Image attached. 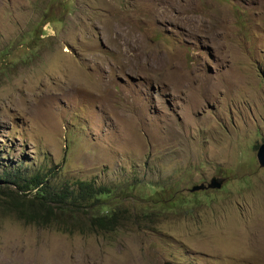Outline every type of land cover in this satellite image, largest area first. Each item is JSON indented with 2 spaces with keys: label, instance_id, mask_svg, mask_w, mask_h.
Masks as SVG:
<instances>
[{
  "label": "rangeland",
  "instance_id": "1",
  "mask_svg": "<svg viewBox=\"0 0 264 264\" xmlns=\"http://www.w3.org/2000/svg\"><path fill=\"white\" fill-rule=\"evenodd\" d=\"M262 142L264 0H0V173L132 214L83 235L2 213L0 264H264Z\"/></svg>",
  "mask_w": 264,
  "mask_h": 264
},
{
  "label": "trees",
  "instance_id": "2",
  "mask_svg": "<svg viewBox=\"0 0 264 264\" xmlns=\"http://www.w3.org/2000/svg\"><path fill=\"white\" fill-rule=\"evenodd\" d=\"M112 193L111 187L94 180L55 186L40 172L27 173L19 166L0 173V214H13L26 224L41 227L56 223V229L67 234L107 233L132 223V214L123 204L127 195ZM110 199L114 205L107 203ZM77 212L84 213L85 219Z\"/></svg>",
  "mask_w": 264,
  "mask_h": 264
},
{
  "label": "water",
  "instance_id": "3",
  "mask_svg": "<svg viewBox=\"0 0 264 264\" xmlns=\"http://www.w3.org/2000/svg\"><path fill=\"white\" fill-rule=\"evenodd\" d=\"M256 159L258 160L257 162L259 166L264 167V142L260 143L257 147ZM221 184H222L221 178L212 176L209 182L207 183L201 182V183L193 184L188 190L190 192H194L208 188H219ZM162 264H174V263L171 262L170 260H165Z\"/></svg>",
  "mask_w": 264,
  "mask_h": 264
},
{
  "label": "clouds",
  "instance_id": "4",
  "mask_svg": "<svg viewBox=\"0 0 264 264\" xmlns=\"http://www.w3.org/2000/svg\"><path fill=\"white\" fill-rule=\"evenodd\" d=\"M258 161V160H257Z\"/></svg>",
  "mask_w": 264,
  "mask_h": 264
}]
</instances>
